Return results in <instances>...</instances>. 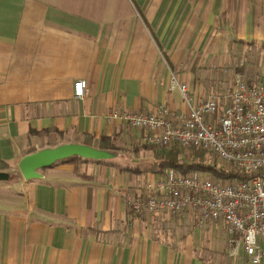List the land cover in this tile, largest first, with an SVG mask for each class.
I'll use <instances>...</instances> for the list:
<instances>
[{"label":"crops","instance_id":"1","mask_svg":"<svg viewBox=\"0 0 264 264\" xmlns=\"http://www.w3.org/2000/svg\"><path fill=\"white\" fill-rule=\"evenodd\" d=\"M254 11L264 22V0H0V172L20 176L0 186V264H254L242 247L229 256L222 221L199 228L193 213L130 210L123 194L141 196L161 175L146 172L153 150L134 169L67 159L39 178L19 170L25 156L47 148L99 149L102 136L118 146L136 141L133 128L109 120L112 111H185L169 90L172 75L204 101L222 81L196 59L215 64L229 23L239 42L263 39L264 25L249 21ZM183 59L191 61L185 70ZM80 79L87 87L76 98ZM133 133L145 146L118 154L129 161L152 147L144 131Z\"/></svg>","mask_w":264,"mask_h":264},{"label":"built area","instance_id":"2","mask_svg":"<svg viewBox=\"0 0 264 264\" xmlns=\"http://www.w3.org/2000/svg\"><path fill=\"white\" fill-rule=\"evenodd\" d=\"M87 81L74 83V96L85 95ZM186 110L159 104L153 111H112L109 120L145 132L147 145L163 149L201 147L229 164L242 179L219 181L201 173L181 175L170 170L148 182L141 196L123 194L137 215L193 213L199 228L222 221L229 255L242 247L249 262L264 261V71L249 84L238 76L230 94L213 92L199 103L186 83L170 78Z\"/></svg>","mask_w":264,"mask_h":264},{"label":"rangeland","instance_id":"3","mask_svg":"<svg viewBox=\"0 0 264 264\" xmlns=\"http://www.w3.org/2000/svg\"><path fill=\"white\" fill-rule=\"evenodd\" d=\"M222 14V13H220ZM249 14V21H253V22H259L260 24L264 25V22H261L262 20L259 18L258 15V19L255 18L256 14L255 11L253 13L248 12ZM221 17H219L218 19H221ZM251 19V20H250ZM220 22V21H219ZM226 22V21H225ZM230 24V28L227 29V34H226V38L228 39V44H225V48H223V50H220L221 46H224V44H216V51H215V64L212 65L211 67L207 68V66H209V64L207 63L206 59H196V65L199 63L200 66H205L206 68H201V69H213L216 70V74H217V79L221 80V85L219 88H217L215 92L218 93H222V94H230L233 90V87L235 85V81L237 79L238 76L244 77L245 79H247L248 83L251 85L254 82V79L259 77V74L261 72L264 71V38L260 39V38H248L247 42H239L240 39L238 36L235 35L236 31H234L235 29H232V25ZM257 24V23H256ZM258 25V24H257ZM218 27V26H217ZM222 30L223 32H225L226 28L223 29H219L217 28V32ZM255 30V29H253ZM209 47L211 48V45H209ZM198 49V47L196 48ZM199 51H204L202 48L199 49ZM219 53H221L222 57L219 56ZM200 56V53H199ZM193 57V55H192ZM193 60V59H191ZM189 62H191L189 59H183L179 65L178 68H180L181 70H185L187 64H189ZM213 61H209V63L212 64ZM194 64V65H195ZM182 101V99H181ZM137 132V130H136ZM130 135H135V137L137 138L136 141H132V143L125 138L124 140H119L118 144L123 147L124 149H126L127 151L129 150H135L138 149L139 151L144 149V144L141 143L142 141V135L139 133L135 134L133 133V129H131L129 131ZM173 147H177L178 146H173ZM153 149V147H151ZM146 150L145 153L142 155L140 152V154L138 156H130V161L128 159H124V158H120L118 155L114 156V157H110L107 159H102V160H93V159H85V158H81V157H70L68 158V160H74L76 161L78 164H82L83 167H85V165H91L94 164L96 162L100 163H108L114 166H124L127 168H132L134 169V167H143L144 165H148L151 161V157H152V149ZM171 148V147H169ZM182 154L183 156H188L190 154V152L192 151V149H182ZM131 152V151H130ZM205 159H206V163L208 164H212V165H216V167L223 169V168H231L232 167L229 164L224 163L222 160H220L215 154L210 153L209 151L205 150ZM67 160V159H65ZM59 161L57 163H55L54 165L42 169L39 171V173H45L47 174L52 168H54L55 166H57L60 163H63V161ZM140 169V168H139ZM173 170V169H168L166 172ZM233 170V169H232ZM175 171V170H173ZM234 171V170H233ZM165 172V173H166ZM178 174H181L177 171H175ZM193 173H201L203 175L206 176H212L213 174L210 172H206L203 170H199L196 172H189L187 174H193ZM164 174V173H163ZM187 174H181V175H187ZM162 175V174H161ZM10 176V175H9ZM19 173H11V176L9 177L8 180H1L0 181V186H4V187H8L10 181H16L19 179ZM219 181L225 182L228 180H224V179H220ZM11 184V183H10ZM217 229H219L220 231H223V225H221L220 223H217L216 226ZM205 230V229H204ZM222 236V235H221ZM218 236L217 240L218 243L217 245H220V250L224 247V245L226 246V239L225 236L221 237ZM220 241V242H219ZM228 246V245H227ZM230 256V255H229ZM231 257V256H230ZM233 258V257H231ZM264 263V261H263Z\"/></svg>","mask_w":264,"mask_h":264},{"label":"trees","instance_id":"4","mask_svg":"<svg viewBox=\"0 0 264 264\" xmlns=\"http://www.w3.org/2000/svg\"><path fill=\"white\" fill-rule=\"evenodd\" d=\"M100 148L101 150L108 151L114 156L124 153L125 149L113 143L110 137H101ZM188 156H183L181 149L177 147L152 149L154 160L147 168L146 172L154 174H163L168 169H173L181 174L189 172H196L203 170L213 174L215 179H224L231 181L235 178L242 179V177L231 168L220 169L216 165L206 163L205 152L201 147H193ZM45 169V168H44ZM11 176V173H9Z\"/></svg>","mask_w":264,"mask_h":264},{"label":"water","instance_id":"5","mask_svg":"<svg viewBox=\"0 0 264 264\" xmlns=\"http://www.w3.org/2000/svg\"><path fill=\"white\" fill-rule=\"evenodd\" d=\"M70 157L102 160L114 157V154L83 144H65L47 148L25 156L19 163V170L26 180L39 178L40 170ZM9 174L0 172V181L8 180Z\"/></svg>","mask_w":264,"mask_h":264}]
</instances>
